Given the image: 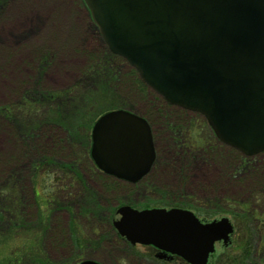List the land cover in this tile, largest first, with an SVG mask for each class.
Returning a JSON list of instances; mask_svg holds the SVG:
<instances>
[{"label":"rangeland","instance_id":"374dc122","mask_svg":"<svg viewBox=\"0 0 264 264\" xmlns=\"http://www.w3.org/2000/svg\"><path fill=\"white\" fill-rule=\"evenodd\" d=\"M82 2L83 0H0V107L10 106L14 109L12 117L5 114L3 108L0 109V198L5 200L0 205L7 210L2 211L0 207V214L4 215V220L0 222V261L9 259L10 252L17 245L25 244L24 241L29 236L26 234L29 233H24L26 227L22 228L20 225H27L30 227L27 231L31 233L42 231L43 238L39 244L43 243L42 250L56 262L75 264L88 257L97 259L102 264H163L151 258L146 246L119 242L108 234L111 230H108L107 216H111L119 205L128 204L138 209L181 206L192 209L197 215L213 213L207 218L200 216L203 221L227 216L234 222L236 229L231 234L228 245L223 242L216 244L208 263L233 264L232 257L241 255L238 249L240 246H236L235 240L242 233L241 238L249 237L251 247L258 248L257 259L245 264H264V200L260 197L264 191V152L250 158L248 167L237 169L229 166V170L225 165L227 160L219 155L218 144H221L223 151L232 149L216 140L204 116L195 111L183 112L177 106H173L174 109L168 108L170 114L180 113L185 119L176 121L182 133L179 128L175 132L174 129L171 131L173 126H169L166 119L159 120L152 116L150 111L153 103L148 96H152V100L154 96H160L145 84L148 95L137 99V110L147 115L151 121L155 159L150 171L138 182L127 183L112 177L125 185L119 192H112L105 186L107 181L105 183L91 174V163L86 157H81L82 153L78 152L77 147L63 138L65 132L53 126L55 117L49 114V103L42 97L44 93L57 94L74 87L75 92L71 95L73 99L69 101L67 108H72V103H75V108H81L80 105L86 98L83 94L99 92V89L94 90L99 77L96 71L89 70L91 64V68H98V62H92L105 45L101 43ZM25 16L27 20L23 22ZM27 99L31 104L24 102ZM158 102L162 103L160 100ZM173 115L170 117L173 118ZM24 123L30 126L23 128L24 132L19 131ZM52 127L54 130L49 129ZM21 140L26 142L23 149L28 151V155L19 162L13 161L11 155L16 148L21 147ZM77 152L82 183L85 185H74L62 190L56 188L55 195L61 200L59 205L54 203L52 209L48 205L47 210H51V216L47 212L48 217L44 220L40 211L45 210L44 207L39 208L40 202L52 196L55 186L60 184L57 181L59 176L53 172V167L49 170L44 167L43 170L51 174L39 172L33 179L31 163L37 162L44 153L63 160L65 157H73L72 153L77 156ZM10 174H17L16 191L22 200L18 201L9 193L7 196L12 198L11 201L5 196L9 191L6 180ZM179 193L183 196L177 198ZM88 194L95 200L94 207L89 204ZM222 197L251 202L258 210L257 213L263 214L260 225L257 221L256 228H245L244 221L232 214L224 203L219 208H215V205L210 212L193 207V203L197 205L204 199L219 200ZM183 201L189 203L184 204ZM174 202L180 203L171 204ZM225 210L229 212H224ZM9 211L16 224H20L17 225L19 229H15ZM234 211L239 210L235 208ZM73 222L75 225L71 226ZM45 225L48 227L41 228ZM105 229L109 231L107 234ZM13 230L20 233L14 235ZM33 236L35 239L38 237ZM75 238L78 245H75Z\"/></svg>","mask_w":264,"mask_h":264},{"label":"water","instance_id":"95a60500","mask_svg":"<svg viewBox=\"0 0 264 264\" xmlns=\"http://www.w3.org/2000/svg\"><path fill=\"white\" fill-rule=\"evenodd\" d=\"M104 43L171 104L204 115L217 138L244 154L264 150V0H84ZM143 117L113 109L92 124L90 155L103 172L135 182L155 158ZM112 217L130 242L207 264L227 243L226 217L120 205ZM78 264H100L84 259Z\"/></svg>","mask_w":264,"mask_h":264},{"label":"trees","instance_id":"16d2710c","mask_svg":"<svg viewBox=\"0 0 264 264\" xmlns=\"http://www.w3.org/2000/svg\"><path fill=\"white\" fill-rule=\"evenodd\" d=\"M94 62H98L97 63L98 68L97 69L91 68L93 65L91 64L89 71L90 72L96 71V74L99 77V81H97L96 87H94V90L99 89V92H86V94H83L86 98L81 103L80 105L81 108H75L74 106L75 103H72L71 105L72 108H67V106L69 105V101H72L73 99L71 95L75 92L74 87H72L73 90L71 88L70 91L66 90V91H63L57 94L53 92L49 93L45 91L46 93H44L42 97L46 98L49 103V107H50V109L48 110L49 114L53 115L52 117H55L53 119L55 121V123H53V126L58 127L60 130L65 132L64 133L65 136L63 138L70 141L71 145L77 147L79 150L78 152L82 153L81 157H86L87 160L91 163V166H90L91 174H93L97 179H100L101 181L102 180L105 181V183L107 181V183L106 184L104 183V184L108 188V190L112 192H119V190H122L125 185H123L116 179H113L112 177L99 172L95 168L94 164L92 163V160L89 156V145H90L89 131H90L91 125L95 117H97L98 114L102 113L103 111L108 110V108H111V107L126 108L129 110H132V112L137 111V113L143 115L148 120V123L151 124L149 117L145 115L144 113L142 114L140 111L137 110V106L139 105L137 99L141 97L145 98L148 95V92H147L148 88L146 91V85L143 82H141L140 78L137 75V72H135V70L132 67H130L121 57L110 53L105 46L103 47V50L99 52L98 57L94 59L92 63ZM67 95H70V96H67ZM154 95H156L155 92H154ZM156 96H154L153 100H152L153 98L152 96L150 95L148 96L149 101L153 103V109L150 111L152 116L157 119L159 118V120L166 119L169 122L168 125L170 126L172 124L173 126L171 128V131L174 129L173 132H175L177 131V128H179V132L182 133L183 131H181V127L177 125L176 121L177 119L185 120L183 114H180V113L177 114L176 112L174 115L170 114L171 111L168 108L174 109L175 106L173 107L167 104L160 97L158 96L156 97ZM159 100L162 101V103H159L158 102ZM24 102L30 103L28 99L27 101L25 100ZM55 103H56V106H54ZM21 105L24 106V103H22ZM2 108L4 109V111H6L5 114L10 115V117L13 116V111H14L13 107L1 106L0 109ZM183 112H187V110L184 109ZM167 113H169L170 115L168 116ZM22 114L24 115V111L22 112ZM171 115H173V118L170 117ZM164 117H167V118H164ZM28 126L30 125L26 123L22 124L19 131L24 132L23 128H27ZM49 129L54 130V127L49 128ZM177 134L179 135V133ZM25 143H26L25 141L22 142L21 140V143H20L21 147L16 148L15 153L11 155V158L13 161L19 162L25 156L28 155V151L23 149L26 147ZM218 145H219L218 147L219 155H222L223 158L227 160V163L225 165H227L228 169H229V166L232 168H237V169L243 168L244 166L248 167L249 164L251 163L249 161L250 158L254 157V156L246 157L245 155H243L242 153H240L239 151H237L236 149L230 146H229L230 147L229 149H232V151L231 150L223 151L220 148L222 147L221 144H218ZM78 152L76 153L77 156H75V154L72 153L73 157H69V159L65 157L67 161L66 159L57 160L53 158L55 157L54 155L44 153L41 158H38L37 162L33 161L31 163L30 170H31V177L33 179L39 175V172H48V171L43 170L44 167L45 169H48V170L54 168L53 172H55L59 176L57 181H60L59 182L60 184H57V186H55L54 190L52 191L53 192L52 196L42 199L40 202L39 208L44 207V210H45V211H40L43 218L45 217L44 220L47 219L48 213H50L51 211V210L50 211L47 210L48 205L50 206V209H52L53 204L57 203V205H59V200H61L59 196L55 195L56 188L62 190V189L73 187L74 185H83V186L85 185L84 183H82L83 179L81 177V171H80V166H79L80 158L78 157ZM48 173L51 174L50 172ZM48 173L47 175H49ZM16 176L17 174H10L8 180H6L8 182L6 185L9 187L8 189L9 191L6 193V196L9 193L10 195L15 196L16 197L15 199L19 201L22 199L19 196V192L16 191L17 185H18V183L16 182L17 181ZM254 194L260 195L257 193H254ZM261 194L262 196L260 197L264 200V191ZM179 196H183V194L179 193L177 198ZM87 197H88L90 206L94 207L96 203H94L95 200L92 197V195L88 194ZM9 199L11 201L12 198L9 196ZM1 200L3 199L0 198V201ZM256 200H261V199L256 198ZM2 203L3 201L0 202V204ZM176 203L178 202H174L171 204H176ZM182 203L187 204L189 202L183 201ZM223 203L226 204V207L232 211V214L236 215L238 218H240V220L244 221V224H245L244 227L247 229H249V227L251 226L255 227L258 224L260 225V223L262 222L260 217L263 214L260 215L259 213H257L258 210H256V208L253 207L251 202L248 203L247 201L243 202V201H238L233 198H223V197L222 199H219V200L214 199V198H208V199H204L203 201L197 203V205L193 203V207L194 209L200 208L204 210V212H210L211 209L215 205H216L215 208H219V205ZM0 207H2V205H0ZM235 208L239 211H234ZM224 212H229V211L225 210ZM11 214L12 212L9 211V216ZM212 214L210 213L208 215L205 213H200V214L198 213V216L207 218V217H210V215ZM19 215L21 216L22 213H20ZM50 216H51V213H50ZM109 216L110 215L107 216L108 217L107 220L109 224L108 230L110 229L111 232L105 229V234L109 232L108 234L113 235L117 241L125 243L123 239L118 237V234L113 229V227H111L110 222H109ZM3 217L4 215L2 216L0 214V222L4 220V219L2 220ZM10 219H13L14 221L13 224L15 226V229H19L20 227L22 228L26 227L24 229L25 230L24 233H29V234H26V236L28 235L29 236L27 237V240L24 241L25 244L17 245L15 249L12 252H10L11 257H9V259L0 261V264H70L64 261L56 262L48 258L44 249L42 250L43 243L41 245L39 244V242L43 238L42 237L43 234H41L42 231H37V232L35 231V233H31L27 231L30 228L27 225L21 226L20 224H16L13 214ZM257 221L259 222L258 224H256ZM73 224L75 225V223L73 222L71 226ZM17 225H20V227L17 228ZM44 227H48V225L41 226V228H44ZM13 231H15L14 235H18L20 233L18 232V230H13ZM31 234L35 235L36 237L38 236L37 239H35V237ZM241 234L242 233L239 234L240 238L238 237L239 239L237 238L235 240L237 241L236 246H240L238 247V249L240 250L241 255L232 257L233 264H245L246 262L250 263L254 259H257L256 253L258 252V248L251 247L250 245L251 239L249 240V237L241 238ZM99 240L100 239L98 238V241ZM74 241H75V245H78V240L76 238L74 239Z\"/></svg>","mask_w":264,"mask_h":264},{"label":"flooded vegetation","instance_id":"af4514ba","mask_svg":"<svg viewBox=\"0 0 264 264\" xmlns=\"http://www.w3.org/2000/svg\"><path fill=\"white\" fill-rule=\"evenodd\" d=\"M148 248L149 250V255L151 256V258H154L155 260L157 259L158 261H161L163 264H165V262H170V264H174V262L178 263V264H188L187 262H185L184 260H182V258H179L176 255H163V257H160V255H162V253L160 254L159 250L154 247V246H149V245H144Z\"/></svg>","mask_w":264,"mask_h":264},{"label":"bare ground","instance_id":"6f19581e","mask_svg":"<svg viewBox=\"0 0 264 264\" xmlns=\"http://www.w3.org/2000/svg\"><path fill=\"white\" fill-rule=\"evenodd\" d=\"M37 18H38V16H37ZM26 20H27V17L25 16L24 18H23V22H26ZM12 27V26H11ZM14 27V26H13Z\"/></svg>","mask_w":264,"mask_h":264}]
</instances>
